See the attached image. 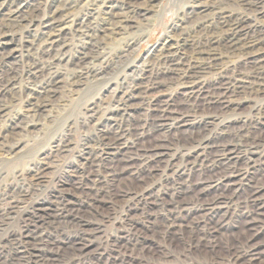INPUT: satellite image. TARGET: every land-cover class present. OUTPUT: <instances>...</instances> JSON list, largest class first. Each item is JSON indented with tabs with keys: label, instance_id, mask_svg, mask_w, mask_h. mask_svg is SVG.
Wrapping results in <instances>:
<instances>
[{
	"label": "bare ground",
	"instance_id": "bare-ground-1",
	"mask_svg": "<svg viewBox=\"0 0 264 264\" xmlns=\"http://www.w3.org/2000/svg\"><path fill=\"white\" fill-rule=\"evenodd\" d=\"M91 1L84 8L88 0H0V159L18 153L22 133L38 132L43 120H53V108L68 103L72 92L66 88H81L87 78L105 88L127 69L136 72L115 80L105 97L81 105L80 114L64 123L59 137L35 161L16 172L14 181L3 182L0 227L19 220L23 231L13 235L6 228L0 241L9 238L27 248L31 264H74L80 259L95 264L90 257L98 250L91 249L92 239L116 220L110 260L104 264H205L194 251L204 248L214 256L217 235L239 221L241 232L250 230L252 237L245 243L231 241L226 258L215 255L211 263L241 264L237 261L242 257L264 254V236L252 242L264 234V0H183L171 34L165 33L164 42L140 65L131 56L146 35L150 14L161 12V0ZM112 35L123 40L113 49L108 42ZM16 42L22 43L20 55ZM19 104L23 109L12 113ZM242 107L247 112L232 119L238 126L230 128L228 119ZM136 109L142 114L132 135L125 114ZM83 126L88 132L74 141ZM180 127L204 131L181 141L170 136ZM147 136H155L154 143L143 144ZM76 146L66 176L44 198H32L48 185L59 156ZM116 155L123 162L120 169L110 166ZM176 157L181 168L171 167ZM250 163L262 180L234 183ZM168 166L171 172L164 171ZM179 171L182 178L175 177ZM123 175L138 185L115 190ZM232 184L235 192L230 195L217 192ZM247 187V195L240 197L237 189ZM190 192L194 196L185 198ZM209 192H214L211 197ZM104 204L106 212L99 209ZM150 205L157 212L149 211ZM133 210L137 212L131 215ZM67 227L76 234L63 232ZM140 228L159 238H149ZM168 237L180 246L166 245ZM142 248L152 255L142 259ZM17 252H11L10 262L23 257Z\"/></svg>",
	"mask_w": 264,
	"mask_h": 264
},
{
	"label": "rangeland",
	"instance_id": "rangeland-1",
	"mask_svg": "<svg viewBox=\"0 0 264 264\" xmlns=\"http://www.w3.org/2000/svg\"><path fill=\"white\" fill-rule=\"evenodd\" d=\"M47 1L49 2L50 0H47ZM92 4H93V1L88 0V2L85 3V5H84L85 7L84 8L91 7ZM159 5H160L161 12L158 11V12H153V13L150 14V16L148 17V19H150V20H148V22H149V25L147 26L148 29L144 28L146 35L143 38L140 47L137 45L136 46V48H137L136 52L133 54V56H131V59L134 60V63L136 65H138V64L140 65V62L143 61V59H145L147 57L149 52H151L153 49H155L160 44V42H164L163 37L165 36V33L171 34V33H169V31L171 30V26H172L173 22L175 21V17L178 14L179 9L182 6H184V2H183V0H161ZM48 6H49V4L46 5V9L48 8ZM46 9L42 10L41 14H45ZM183 9L186 10L185 7ZM181 10H182V8L180 9V11ZM249 18H252V16L250 15ZM253 22H256V21L253 20ZM141 28H143V27H141ZM17 37L19 38V36H16V39L18 41L19 39ZM68 37H70V36H68ZM122 37H124V36L122 35ZM119 38H120V40H118ZM122 41L123 40H121V36L112 35V36H110V39L108 40L109 47L112 48V49L113 48H117V46L120 45V43ZM14 48H16V55H20L22 52H24L23 48H22V43L16 42L15 45H14ZM132 69H134V68L127 69L122 75L117 76L118 79L117 78L112 79L110 81V83H108L109 85L107 87H105V88H104L103 85H99V84L97 85V83H95L94 79H92V78L85 79L84 80L85 84L82 85L81 88L80 87L77 88L78 90L75 89V88H72V87L68 88V90L66 88V91H67L68 94H70L72 92L70 94L71 100H69L70 98L68 97L69 99H67L65 101L66 103L68 102L67 103L68 105L66 103H64L66 105H64V107H62V108L61 107L53 108L52 114L55 117L53 118V120H52V118L43 120L42 124L40 126V130L38 132L33 131V132H30V133L29 132L28 133H22L21 136H20L21 140H22V143H21L20 147L17 150L18 151V153L16 154L17 156L16 155L14 157L7 156L8 158L5 157V159H0V176H1L0 177V186L5 185L4 183H9L10 181L11 182L14 181L13 179L15 177L17 178L16 175L19 173L20 170H22L24 168V166H27L33 160L35 161V159H37V157L39 156L40 151L45 150L48 147V144H50V142L53 139L59 137L60 133L65 129L64 128L65 127L64 123L67 124L69 121L72 120L73 117L77 116V113H78V115L80 114L79 109H80L81 105H85V103L87 104L93 99L97 100L98 96H103V95L107 94V91H111L115 87V83L114 82H116L118 80L120 81L124 77V75L126 77H128V78L133 76L134 73H136V72L132 71ZM160 79L161 80L163 79L162 76H161V78H159V80ZM93 81H94V83H93ZM69 90H70V92H68ZM103 97H105V96H103ZM73 98H75V99H73ZM175 100L178 102L179 98H175ZM67 106H69L70 108L72 107L71 108L72 110L70 108L67 109ZM21 108L23 109V105L22 104H19L18 106L13 107L12 108V113H16L15 111L21 110ZM245 108H247V107L240 108V110H239L240 114L236 115V116L234 115L236 118H234V116L232 115V117H230L228 119V120H230V122L226 123V124L229 125L230 128H234L236 126V124H237V123H235V121H234V123H232L231 122L232 119L233 120H237V119H240V118L242 119L244 117L245 112H247V110ZM63 109H65V110L67 109L66 112L67 113L69 112L68 113L69 116L67 115V113ZM69 109H70V111H69ZM64 112L66 113V117L64 115L65 114ZM141 114H142V111L139 110V109L129 110L125 114L126 118L128 119L127 121H129L131 123V133H132V135H133V132H134V128L136 127L138 121L141 118ZM67 116H68V118H67ZM55 118H58V119H55ZM65 118L68 119V120H66ZM234 124H235V126H234ZM237 126H238V124H237ZM80 130L81 129L79 128V132H77L75 134V136H72L74 141H79L80 137H81V134H83V132H86V131L88 132V130H87V128L85 126H83L81 132H80ZM201 131L203 132L204 129L196 128V127H194V128L180 127V128H178L176 130H171L170 131V136L177 137L178 140L184 141V140L187 139L188 136H190V137L192 136L193 138H195L196 136L199 135V133H202ZM106 135H107L108 139L113 141V134L112 133H108ZM154 141H155V136H147L143 140V144L149 145L151 143H154ZM77 148H78V146H76L74 149H72V151L69 152L67 156H65L66 154H61L62 155L61 157L59 156V160L61 159L62 161L63 160L64 161L62 162L60 160L58 163H55V166L53 165L54 168H52L51 172L52 173L55 172V173L53 175H52V173H50L53 177L51 178V180L46 181V183H45L46 185L48 183L49 187H48V185L44 186V187L41 186V188L44 191H42V192L38 191V194H37V192H33L32 194H34V195L31 194L32 198L33 197L34 198H37V197L44 198L47 193L52 191L53 188H55L56 185H58L57 182L62 180L66 176L65 173H64V170L72 167L71 166V162L74 161V159L76 157L77 150H78ZM191 159H192V156H190L186 160H191ZM233 160L235 161V159H233ZM120 161H121V156L120 155H116L114 157V159H113V162L110 163V166L115 167L116 169H120V166H121V168L123 167V162L122 161L120 162ZM180 162L181 161H180V159H178V157L172 159V166L171 167H176L177 165H179V168H181L183 166V163H180ZM120 163H121V165H120ZM235 163L238 166H241V167L245 166V165H243L244 162L242 160H236ZM58 164H59V166H58ZM171 167L168 166V167H166V169H164V168L163 169H164L165 172H171ZM246 167H247L246 171H243V175L241 177H239V178H236L234 183L246 182V183H249V185L250 184L254 185L257 182L259 183L262 180V177L258 174V172H256V170H254V166H252V163H250ZM53 169H55V170H53ZM16 172H17V174H16ZM180 173H181V171H179L177 174H175V177L182 178L183 176H181ZM205 173L209 174L208 172H205ZM252 173H256V174H252ZM12 175H13V177H12ZM14 175H15V177H14ZM127 178L130 179V180H128ZM191 178L193 180V177H191ZM194 178H195V176H194ZM8 179H10V180H8ZM51 181H53V182H51ZM178 181L180 182L181 180L179 179ZM230 183H231V181H230ZM136 185H138V184H137V181L135 179H132V178L127 177L126 175H123L115 182L114 189L115 190H117L119 188L124 189V188L129 187V186L130 187H136ZM233 185H235V184L224 185V186L220 187L219 190H217V192L218 193L222 192L223 195L228 196V195H230V192H235L234 190H232L233 187H235ZM64 187L71 189V187L69 185L65 184V182H64ZM248 187H247V190H239V189H237V191H238L237 193H239L240 197H244L245 195H247V193L249 192ZM72 191L75 192V193L71 192V194H74V195L79 194L78 190H72ZM212 193H214V192H209L207 197H209V196L211 197L213 195ZM192 195L194 196V193L190 192V193L185 194L184 197L186 198V197H188V196L190 197ZM263 197H264V195H263ZM105 206L106 205L104 204L99 209H101V211H103V212H106L107 207H105ZM157 208H158L157 206L150 205V206H148L147 209L149 211H151V212H157V210H158ZM262 209H263L262 211L264 212V206H263ZM28 210L30 211V208H28ZM84 210H87V209L84 208ZM136 212L133 210V211H130V214L132 215V214H135ZM226 219H228V218H226ZM213 221H216V219H213ZM210 223L213 225V223H215V222H210ZM21 224L22 223L19 220H13L8 225V227L7 226L3 227V230H2V227H0V236L2 235V233L5 232L4 230L6 228L9 230V232L11 231L13 235H18V234L22 233V231H23V227L22 226L23 225H21ZM239 225L241 226L240 222L238 221V223L236 224V228H231L230 230H228L226 232L222 231L220 234L217 235L218 241L220 239L218 244H219V246L220 245L221 246H220V248H219V246H217L215 248L216 251L213 250L214 256L217 255V256H219L218 258H222V259L226 258V256H227V248H226V246L228 244L230 245L231 241L235 242V241L238 240V242H242V239H243L242 243H245V241H247L246 239H248L249 237H252V231L250 232V230L249 231L246 230L245 232H241V227ZM116 226H118V222L116 220L113 221V223L111 222V223L105 224L104 226H102L101 230L102 229L103 230L99 232V235H97L94 239H92L91 249L93 251L96 250L95 252H97V250H98L97 254H94V255H92L90 257V258H93V260H92L93 263H95V264H104V263H106L107 261L110 260L111 252L109 250H110L111 244H112L111 241L113 240L112 237H111V234L116 230V228H117ZM71 228L72 227H70V228L67 227V228L63 229V232L68 233V234H72V235L76 234L77 231L74 228H72V229ZM140 229L149 238H153V237L155 239L159 238V234L156 233V232H153L151 230H146L144 228H140ZM101 232H102V234H101ZM228 236H230L232 238H228ZM263 236H264V234L263 235L259 234L258 237L254 238L252 240V242L261 241L263 239ZM8 239L9 238H7V239L3 238V240L4 241L6 240V241L5 242L0 241V247L3 246V247L0 248V259H2V260H0V264H2V263L3 264H29V263L31 264L32 261L31 260L27 261V258H26V257H28L27 250H26L27 248H25V247H23L21 245H19V246H17V244L15 245L16 240L7 241ZM230 239H233V240H230ZM155 241H157V240H155ZM165 242H166V245L172 243V245L174 246V244H175V240L172 239V238L170 239V237H168L167 241H165ZM109 243H111V244H109ZM194 243H196V242L194 241ZM177 245L180 246L179 243ZM17 248H19V249H17ZM14 249H16L18 251L17 253H19L23 257L21 259L17 260V261H13L14 262L13 263V262H10V260L12 258V253L11 252L14 253ZM262 251H264V249H262ZM211 252L209 253L204 248H197V251L195 250L194 254L195 255L198 254L197 256L200 257V261L205 262V264H210L211 261L214 258L213 254ZM108 253H110V254H108ZM150 253L151 252H149L146 248H144V249L142 248L141 252H140V255L142 256V259H147L150 255H152V253L151 254ZM24 257H25V261H22ZM20 260H21V262H19ZM172 260H171V262H174L175 259H172ZM208 260H210V261H208ZM86 262H88L87 259H80L79 262H76L74 264H80V263L81 264H86ZM89 262H91V261H89ZM175 262H177V264H179L177 260ZM237 262H239L241 264H264V254H262V253L258 254L256 258H254V259L249 258V260H248V257H242V258L238 259ZM137 263H138V261H135V260L132 262V264H137ZM212 263H214V262H212ZM139 264H141V263H139ZM173 264H176V263H173Z\"/></svg>",
	"mask_w": 264,
	"mask_h": 264
}]
</instances>
